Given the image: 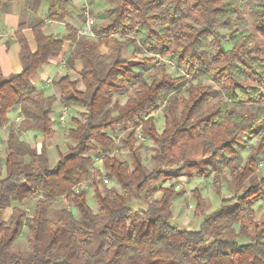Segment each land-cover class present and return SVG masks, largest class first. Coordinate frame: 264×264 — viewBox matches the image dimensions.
I'll list each match as a JSON object with an SVG mask.
<instances>
[{"label": "clouds", "instance_id": "1", "mask_svg": "<svg viewBox=\"0 0 264 264\" xmlns=\"http://www.w3.org/2000/svg\"><path fill=\"white\" fill-rule=\"evenodd\" d=\"M0 264H264V0H0Z\"/></svg>", "mask_w": 264, "mask_h": 264}, {"label": "trees", "instance_id": "2", "mask_svg": "<svg viewBox=\"0 0 264 264\" xmlns=\"http://www.w3.org/2000/svg\"><path fill=\"white\" fill-rule=\"evenodd\" d=\"M199 97H195V98H193V99H198ZM194 106V105H193ZM206 118V117H205Z\"/></svg>", "mask_w": 264, "mask_h": 264}]
</instances>
